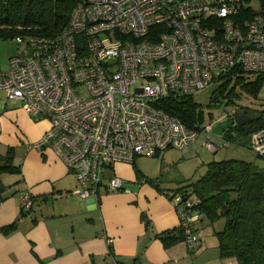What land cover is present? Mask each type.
Masks as SVG:
<instances>
[{
  "label": "built area",
  "instance_id": "1",
  "mask_svg": "<svg viewBox=\"0 0 264 264\" xmlns=\"http://www.w3.org/2000/svg\"><path fill=\"white\" fill-rule=\"evenodd\" d=\"M247 0H77L54 35L22 34L24 51L0 67V88L49 120L35 142L51 146L77 181L81 198L125 189L117 162L168 148L215 152L233 144L213 121L187 126L162 105L226 78L264 71V15ZM249 148L264 156V127ZM188 246L198 240V201L166 193ZM24 208L28 193L19 195ZM108 250L111 237L104 234ZM111 254V253H109ZM112 255L110 264H120Z\"/></svg>",
  "mask_w": 264,
  "mask_h": 264
},
{
  "label": "crops",
  "instance_id": "2",
  "mask_svg": "<svg viewBox=\"0 0 264 264\" xmlns=\"http://www.w3.org/2000/svg\"><path fill=\"white\" fill-rule=\"evenodd\" d=\"M49 125L0 88V152L12 147L13 163L20 167L0 176V229L16 222L11 231L0 230V264H110L104 234L120 264H236L221 259L215 234L205 242L200 228L192 249L185 240L163 243L158 233L180 222L166 194L171 188L142 180L148 174L139 177L135 160L113 165L112 172L126 179L124 190L79 197L62 158L51 146H35ZM21 193L33 198L29 208L22 209Z\"/></svg>",
  "mask_w": 264,
  "mask_h": 264
},
{
  "label": "trees",
  "instance_id": "3",
  "mask_svg": "<svg viewBox=\"0 0 264 264\" xmlns=\"http://www.w3.org/2000/svg\"><path fill=\"white\" fill-rule=\"evenodd\" d=\"M76 1L0 0V37L14 38L22 34L54 35L68 24ZM252 1H257L256 11L264 15V0H247L249 3ZM252 11L254 9L252 5H249L245 9V15L249 16ZM249 76L252 75L241 74L234 78H226L213 90L211 102L216 104L220 101L218 97H227L229 102L230 97L237 94L235 91L237 86L257 96L264 79V71L257 73L254 79H247ZM231 81L234 83L229 87L228 84ZM162 105L187 126H192L194 121L204 120L203 110L199 108L193 95L184 96L181 99L168 97ZM238 107L248 111H259L247 106ZM231 114L228 117H231ZM262 127H264V111L259 118L245 125H231L223 135L236 143V136L232 134V130H242L246 133ZM13 159L12 147L7 148L3 153L0 152V176L2 173L20 171V167L13 163ZM139 177L142 178L140 173ZM142 180L154 183L148 177H143ZM184 187H187L181 190L184 196L198 199L197 203L192 205L201 214L193 221L197 230L204 219L210 224L218 219L224 220L222 227L214 231L221 259H233L236 264H264V167L253 161L236 157L213 158L207 162L205 171ZM22 209H24L23 206ZM15 225L14 221L2 226L0 230L7 233ZM158 237L165 245L186 239L180 225L158 233ZM199 239L198 232L197 243ZM108 251L113 254L110 246Z\"/></svg>",
  "mask_w": 264,
  "mask_h": 264
},
{
  "label": "rangeland",
  "instance_id": "4",
  "mask_svg": "<svg viewBox=\"0 0 264 264\" xmlns=\"http://www.w3.org/2000/svg\"><path fill=\"white\" fill-rule=\"evenodd\" d=\"M252 5L257 8V1H252ZM23 48V43L17 42L14 38L0 37V67L7 68L9 57L22 53L24 51ZM256 75L257 73H253L252 76L247 77V79H254ZM232 83L234 82L231 81L228 86L230 87ZM219 85L220 83L217 81L201 92L193 95L199 108L203 110L204 121H213L214 124L223 122L229 118L228 116L238 106H247L261 112L264 111V79H262L257 96L237 86L235 90L237 94L232 95L229 102H227V97H218L220 101L214 104L211 102V94ZM259 129L260 128L254 129L246 133L242 130H239L240 132L232 130V134L236 136V143L225 146L222 145L216 152L201 147L197 149V153L186 155L182 150L170 147L155 155L142 154L136 156L134 169L137 170V173H147L148 177H150L154 183L170 187V190L177 189L183 193L181 190L187 189V187L184 186L202 174L206 169L207 162L213 158L236 157L253 161L257 165L264 167V156L255 154L249 148L253 141V137L259 134ZM7 175L11 174L6 173L4 176L6 177ZM187 191L189 192L190 190L188 189ZM223 222V219H218L210 224L204 219L199 229V231L201 230L203 241L211 242L214 231L220 229Z\"/></svg>",
  "mask_w": 264,
  "mask_h": 264
},
{
  "label": "water",
  "instance_id": "5",
  "mask_svg": "<svg viewBox=\"0 0 264 264\" xmlns=\"http://www.w3.org/2000/svg\"><path fill=\"white\" fill-rule=\"evenodd\" d=\"M261 115V111L250 110L247 112V109L237 107L232 111L230 118L214 125L213 132L216 134H222L231 125H245L246 123L259 118Z\"/></svg>",
  "mask_w": 264,
  "mask_h": 264
},
{
  "label": "flooded vegetation",
  "instance_id": "6",
  "mask_svg": "<svg viewBox=\"0 0 264 264\" xmlns=\"http://www.w3.org/2000/svg\"><path fill=\"white\" fill-rule=\"evenodd\" d=\"M247 112H249L248 110H247ZM230 118V117H229Z\"/></svg>",
  "mask_w": 264,
  "mask_h": 264
}]
</instances>
